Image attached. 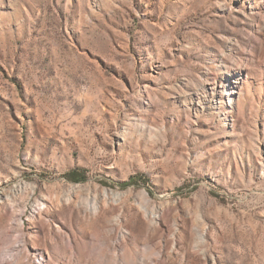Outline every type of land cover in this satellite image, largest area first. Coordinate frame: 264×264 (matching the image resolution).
I'll use <instances>...</instances> for the list:
<instances>
[{
    "label": "rangeland",
    "instance_id": "1",
    "mask_svg": "<svg viewBox=\"0 0 264 264\" xmlns=\"http://www.w3.org/2000/svg\"><path fill=\"white\" fill-rule=\"evenodd\" d=\"M207 73L227 123L187 105ZM17 253L264 264V0H0V264Z\"/></svg>",
    "mask_w": 264,
    "mask_h": 264
},
{
    "label": "bare ground",
    "instance_id": "2",
    "mask_svg": "<svg viewBox=\"0 0 264 264\" xmlns=\"http://www.w3.org/2000/svg\"><path fill=\"white\" fill-rule=\"evenodd\" d=\"M207 75H208V73L204 74V76H205L204 80L199 79L195 83V86L191 90V92L193 91L192 92L193 98H191L189 100V102H187V105L189 107H191L192 109H194L195 111L196 110L202 111V110L208 108L209 110L216 113L218 118L221 121H224L225 123H227L231 117V114H229V112H227L221 108L220 99L223 96H228V103L230 105V103H232V100L234 98L233 89H231V88L227 89L225 87L222 88V86H220L216 83V80L214 78H212L211 75L209 77ZM225 82H228L232 86L236 83V78H234V77L230 78V76L226 75ZM197 90H200L201 92L199 93ZM184 96L187 99L189 98L188 95H186V94H184ZM92 209H93V213L97 214L101 211V206L97 203H94ZM141 209H142V216L144 218H146L147 220L155 222V217L159 216V213H156L158 211H156V212L151 211L145 206H142ZM120 216L121 215H119V219L121 218ZM114 222L117 223V220L114 219ZM116 223H114L110 227V229H109L110 233L111 232L113 233L115 231L114 225ZM120 232H121V236L123 237L124 236L123 231H120ZM174 241H175V239H174ZM203 242H204L203 235H200V239H199L198 243H203ZM66 243L68 244L69 251L74 255L75 251H74V247H73V242L71 241L69 235H66ZM21 257H22V255L19 253L13 254V258H12L13 261L11 260V262H12L11 264H20L19 260ZM212 264H216L215 260L212 261Z\"/></svg>",
    "mask_w": 264,
    "mask_h": 264
},
{
    "label": "trees",
    "instance_id": "3",
    "mask_svg": "<svg viewBox=\"0 0 264 264\" xmlns=\"http://www.w3.org/2000/svg\"><path fill=\"white\" fill-rule=\"evenodd\" d=\"M65 175L71 181H81L84 179V175L75 169L68 171Z\"/></svg>",
    "mask_w": 264,
    "mask_h": 264
}]
</instances>
